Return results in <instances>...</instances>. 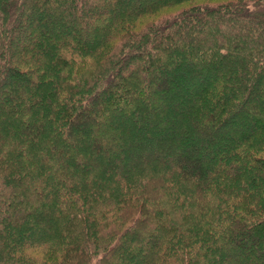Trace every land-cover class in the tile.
I'll list each match as a JSON object with an SVG mask.
<instances>
[{
	"label": "trees",
	"instance_id": "trees-1",
	"mask_svg": "<svg viewBox=\"0 0 264 264\" xmlns=\"http://www.w3.org/2000/svg\"><path fill=\"white\" fill-rule=\"evenodd\" d=\"M184 1L0 0V264H264V0Z\"/></svg>",
	"mask_w": 264,
	"mask_h": 264
},
{
	"label": "rangeland",
	"instance_id": "rangeland-1",
	"mask_svg": "<svg viewBox=\"0 0 264 264\" xmlns=\"http://www.w3.org/2000/svg\"><path fill=\"white\" fill-rule=\"evenodd\" d=\"M237 1L239 0H185L184 2L176 3L174 5L161 8L155 13L151 15H147L141 19L139 18L135 23L136 26L134 29L138 30V29L147 27L148 25L156 21H160L163 18L174 15L178 13L179 11L190 8V7L200 6V5H221V4L233 3ZM18 79L19 77L17 76L16 78H12V80L10 81L18 83ZM32 81L35 83V81L37 80L32 79ZM0 98H4V96L0 95ZM157 153H159L160 155L162 154L159 151ZM182 161L186 162L185 160H182ZM25 250H26V253L32 257H36L37 255L40 257L41 256L44 257V252L39 247L26 248Z\"/></svg>",
	"mask_w": 264,
	"mask_h": 264
}]
</instances>
